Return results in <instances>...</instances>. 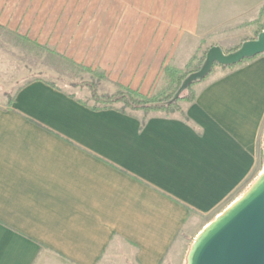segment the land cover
Segmentation results:
<instances>
[{
  "label": "crops",
  "instance_id": "0c3cea01",
  "mask_svg": "<svg viewBox=\"0 0 264 264\" xmlns=\"http://www.w3.org/2000/svg\"><path fill=\"white\" fill-rule=\"evenodd\" d=\"M27 1L0 0V24L83 61L58 46L56 19L41 32ZM112 4L130 33L106 66L148 93L164 61L189 60L216 33L233 37L264 0ZM247 62L199 83L183 114L93 110L44 80L23 85L0 105V264H188L257 163L264 53Z\"/></svg>",
  "mask_w": 264,
  "mask_h": 264
},
{
  "label": "rangeland",
  "instance_id": "374dc122",
  "mask_svg": "<svg viewBox=\"0 0 264 264\" xmlns=\"http://www.w3.org/2000/svg\"><path fill=\"white\" fill-rule=\"evenodd\" d=\"M37 5H40V9H38ZM52 7L57 9L54 14L50 12ZM113 9L112 0H55L53 4H51V0H28L26 11L31 13L30 15L35 20L37 18L40 19L41 32L48 33L49 28L56 19L58 46L66 48L68 52L79 58L81 57L83 61H78L74 57L60 52L57 46L49 43L42 44L28 34H21L18 30H12L0 24V105L11 102L24 83L35 79L54 84L89 105L95 104L92 98V84L95 85L100 94H112L120 86H129L140 90L130 84H124L119 77L117 79L114 75L112 77V66H106L107 62L124 57L122 53L128 48L125 43L128 41L126 38L129 37L130 33L127 29L122 30L117 27L120 22L125 20L126 15H121L118 12L114 13ZM259 14L248 16L250 19L254 16L259 17L258 23L243 26L240 31H235L234 33L228 31L224 33L225 36L233 33L232 36L234 38L229 36L226 39L222 38V33H216L209 37L191 58L196 54L198 56L204 55L208 50V42H224L223 48L227 52L242 44L245 40L257 37L260 26L264 22V16L260 17ZM23 37H27L29 40ZM35 42L42 46H47L52 52L38 47ZM232 42L234 43L231 44ZM101 48L106 50L102 56L100 55ZM53 51L73 60L77 65H72L53 53ZM114 52L117 58L115 56L112 57ZM189 60L164 61L151 91L144 94L151 95L165 85L164 68L167 65L185 68ZM252 62H247L243 66ZM117 65H114V67H117ZM81 66L90 67L93 71L84 70ZM227 72L228 69L223 71L220 66H217L215 74L212 73L210 75L215 77L218 74ZM116 106H121V104ZM263 173L264 129L258 142L257 163L253 172L249 175L247 187L241 190L242 194L238 199L258 181Z\"/></svg>",
  "mask_w": 264,
  "mask_h": 264
},
{
  "label": "water",
  "instance_id": "95a60500",
  "mask_svg": "<svg viewBox=\"0 0 264 264\" xmlns=\"http://www.w3.org/2000/svg\"><path fill=\"white\" fill-rule=\"evenodd\" d=\"M263 53L264 29L232 52L213 46L201 69L192 73L184 86L208 75L215 63L236 65ZM188 264H264V173L200 233L189 252Z\"/></svg>",
  "mask_w": 264,
  "mask_h": 264
},
{
  "label": "trees",
  "instance_id": "16d2710c",
  "mask_svg": "<svg viewBox=\"0 0 264 264\" xmlns=\"http://www.w3.org/2000/svg\"><path fill=\"white\" fill-rule=\"evenodd\" d=\"M263 16H264V5L260 9V17H263ZM258 20L259 18L254 21L248 22L246 24L247 25L255 24V23H258ZM263 29H264V22L261 24L258 34ZM23 38L29 40L27 37H23ZM35 44L38 47L51 51V49L48 48L47 46H42L36 42ZM240 45H238L232 50L227 51V53L238 49ZM207 51L202 56H198L197 54L194 55L188 61L185 68H180L174 65H167L164 68V79L166 80L165 85L162 86L160 89H158L156 92L152 93L151 95H148V94L146 95L142 93L140 90L133 89L129 86H120V88L112 94H100L97 88L95 87V85L92 84L91 85L92 98L94 99L95 104L89 105L87 102H84L81 99H78V101L83 103L84 105L90 106L93 110L118 109L119 111L125 114H131L135 111H143L146 115L150 113H155V112H163L166 114L180 112L183 114L184 112L181 106V102L182 101H189V102L195 101L197 98V91L195 90V86L198 83L204 81L210 74H212L215 71L217 66L233 69L236 66L253 59V58L245 59L239 64L230 65V66L215 63L212 71L208 75L202 78H197L191 81L186 86H184L185 81L188 79V77L192 73L199 71L201 67L203 66L206 60ZM53 53L55 52L53 51ZM55 54L59 55L62 59L68 61L72 65L74 66L77 65L76 62H74L71 59L66 58L64 55H61L58 53H55ZM81 67L84 70L93 71L90 67H86V66H81ZM31 81L33 80L27 81L23 85L28 84ZM46 83L52 85L55 88L60 89L58 86L54 84H51L49 82H46ZM71 96L74 97L73 95ZM117 104H121V106H116Z\"/></svg>",
  "mask_w": 264,
  "mask_h": 264
}]
</instances>
